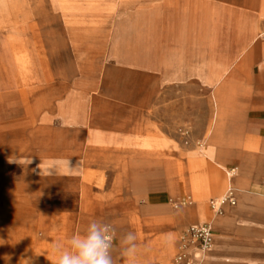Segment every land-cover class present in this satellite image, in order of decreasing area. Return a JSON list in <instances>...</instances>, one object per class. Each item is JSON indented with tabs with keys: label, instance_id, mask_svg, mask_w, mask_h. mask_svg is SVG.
<instances>
[{
	"label": "rangeland",
	"instance_id": "374dc122",
	"mask_svg": "<svg viewBox=\"0 0 264 264\" xmlns=\"http://www.w3.org/2000/svg\"><path fill=\"white\" fill-rule=\"evenodd\" d=\"M0 19L12 23L0 29V236L31 237L23 251L35 249L36 264H55L46 255L67 245L61 235H75L94 215L82 196L147 211L148 193L166 181L156 142L189 154L175 159L189 179L190 153L203 146L210 62L253 24L264 46V0H0ZM141 133L147 152L123 146ZM114 136L119 147L106 156L119 168L98 166L96 140L109 145ZM53 165L56 174L41 175ZM194 175L207 185L206 171ZM178 187L179 207L187 208L184 182ZM225 192L200 202L207 208ZM156 224L142 219L134 228ZM158 224L165 229L167 221ZM189 226L180 225V235Z\"/></svg>",
	"mask_w": 264,
	"mask_h": 264
},
{
	"label": "crops",
	"instance_id": "0c3cea01",
	"mask_svg": "<svg viewBox=\"0 0 264 264\" xmlns=\"http://www.w3.org/2000/svg\"><path fill=\"white\" fill-rule=\"evenodd\" d=\"M10 26V21L0 19V29ZM253 28L254 24L246 38L238 36L235 48L215 56L206 70L205 86L209 89L204 114L206 128L203 146L190 153L189 179L175 161L176 158L187 159L189 154L171 142L160 140L155 143L160 149L156 155L166 181L164 188L148 193L144 203L149 213L139 214L127 204L119 210L111 199L90 202L82 196V207L92 209L94 215L79 226L76 234H82L93 220L112 225L117 234L113 252L116 264H136L149 257L166 264L171 255L179 251V226L202 224L209 225L213 233V246L203 257L204 264H264V46L258 45L259 37L252 35ZM260 39L261 43L263 38ZM140 136L138 141L125 140L123 146L127 148L135 143L147 152L149 141L144 133ZM116 138L114 136L109 145H101L96 140L95 146L103 152L95 156L98 166L111 164L114 169L119 168L117 160L108 161L109 156H106L109 146L119 147ZM232 170L234 172L230 173ZM205 171L207 185L204 187L197 183L194 173ZM179 180L184 182L192 200L184 209L179 207ZM224 189L233 194L235 206H224L221 212L214 214L209 205L206 208L200 202L204 196H219ZM164 208L166 213L159 214ZM127 212L134 215L130 221L125 220ZM142 219L157 224L149 230L134 228ZM161 220L167 221L165 229L158 224ZM189 221L193 224L187 223ZM128 232L134 233L140 244L134 261L121 256L120 238ZM51 236L58 237L57 234ZM72 236L61 235L65 242ZM31 243V237L20 233L1 235L0 264H36V250L29 248L27 255L24 252ZM46 256L56 259L51 251Z\"/></svg>",
	"mask_w": 264,
	"mask_h": 264
},
{
	"label": "clouds",
	"instance_id": "9594fccd",
	"mask_svg": "<svg viewBox=\"0 0 264 264\" xmlns=\"http://www.w3.org/2000/svg\"><path fill=\"white\" fill-rule=\"evenodd\" d=\"M50 168H54L55 172L50 173ZM41 170V175L45 172L53 175L58 171V166L53 165ZM116 239V230L112 225L93 220L82 234L73 235L67 245L57 243L53 246L55 264H116L113 255ZM120 245L121 256L134 261L137 252L136 235L132 232L126 233L120 238Z\"/></svg>",
	"mask_w": 264,
	"mask_h": 264
},
{
	"label": "built area",
	"instance_id": "2783aa9c",
	"mask_svg": "<svg viewBox=\"0 0 264 264\" xmlns=\"http://www.w3.org/2000/svg\"><path fill=\"white\" fill-rule=\"evenodd\" d=\"M180 134L185 137L187 132L180 130ZM233 172L234 170L230 171V173ZM224 206H235L234 196L229 190L219 201L209 202V207L214 212H221ZM181 244L186 253L176 256L170 264H198L199 258L195 252H206L213 246V233L210 226L202 224L187 228L181 234Z\"/></svg>",
	"mask_w": 264,
	"mask_h": 264
},
{
	"label": "bare ground",
	"instance_id": "6f19581e",
	"mask_svg": "<svg viewBox=\"0 0 264 264\" xmlns=\"http://www.w3.org/2000/svg\"><path fill=\"white\" fill-rule=\"evenodd\" d=\"M207 162V161H206ZM230 175V174H229ZM210 182V181H209ZM223 198V197H221ZM221 198L219 199H216L215 201H219ZM219 212H214V214H218ZM210 251V250H209ZM209 251H206V252H195L196 256L199 258V263L198 264H204V260H203V257L209 252ZM183 253H186L185 250H183L182 248V244H181V237H180V246H179V251L177 252V254L175 255L176 256H179Z\"/></svg>",
	"mask_w": 264,
	"mask_h": 264
}]
</instances>
